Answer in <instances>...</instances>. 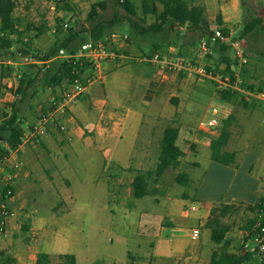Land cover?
I'll return each mask as SVG.
<instances>
[{
    "label": "crops",
    "instance_id": "0c3cea01",
    "mask_svg": "<svg viewBox=\"0 0 264 264\" xmlns=\"http://www.w3.org/2000/svg\"><path fill=\"white\" fill-rule=\"evenodd\" d=\"M221 1L233 7L237 3V0ZM220 17L222 27L230 33L236 13L223 6ZM177 35L182 40L176 47L158 37H147L143 47L133 40L122 48V54L143 57L159 53L186 63L197 61L198 52L191 49V38L182 32ZM218 51L215 46L213 52ZM9 65L11 75L0 80L3 87L0 107H6L7 114L15 102L13 92L18 82L14 75L21 72L16 69L17 64ZM180 76H157L145 62L122 60L116 66L104 65L103 79L89 86L73 106L64 132L51 125L39 145L21 146L16 156L5 163L1 176L2 180L8 177L12 180L15 193L8 205L17 217L0 237V249L15 246L17 234L28 230L31 240L28 246L16 249L15 254L8 251L17 264H30V260L35 264L40 253L50 259L72 255L75 264H125L131 254L138 256L139 264H208L211 254L220 248L211 242L210 231L205 227L211 209L221 204L254 206L264 199V175L254 177L256 171H264V142L241 153L231 152L235 154V164L223 166L210 159L208 135H193L173 123L169 127L179 130L175 144L184 154L179 163L190 164L191 170L183 176L182 184L177 183V178L171 182L164 180L163 174L156 177L153 169L156 164L148 160L152 156L148 146L152 131L163 124H172L175 117L185 121L183 111L191 118L189 96L193 91L189 79ZM64 83L52 93L63 89ZM168 93L175 98L173 105L163 101V95ZM47 99L48 95L40 92L32 102L33 110ZM176 99H181L178 105L174 104ZM34 120L31 117L29 124ZM255 123H247L245 131L255 130L262 142L264 127ZM29 126L22 127V132ZM185 142H189L187 146L194 145L191 159ZM1 149L6 152L4 156L11 152L5 145ZM246 158L251 162L242 170L240 166ZM200 159L208 160L205 171L214 165L218 174L221 167L231 173L234 193L229 198L227 194L216 198L199 195L203 176L199 178L194 170L202 169ZM17 161L21 167L14 169ZM140 172L147 174L148 190L153 193L135 199L131 184ZM196 182L197 188L185 191ZM190 201L195 203L196 211L184 216L183 209ZM43 207L46 211H41ZM119 220L122 230L116 223ZM104 230H110L109 234L111 230L120 232L114 233L110 246L100 237ZM193 230L199 231L197 240L191 239Z\"/></svg>",
    "mask_w": 264,
    "mask_h": 264
},
{
    "label": "rangeland",
    "instance_id": "374dc122",
    "mask_svg": "<svg viewBox=\"0 0 264 264\" xmlns=\"http://www.w3.org/2000/svg\"><path fill=\"white\" fill-rule=\"evenodd\" d=\"M49 1L50 0H14L15 9L13 12V19L15 20V25L17 27L16 30L21 34V37L19 39L12 37V51L18 52V55H16V59L13 63L17 64L16 69L20 71H22L24 66H26L25 58H30L33 56V52L38 55H43L56 40L66 36L71 31L77 33L79 36L77 45L83 44L85 41H87L90 37L89 32L93 24V22L88 19V15L92 6H94L96 9V21H109L114 15L122 18L127 16L124 8L122 7V3L125 0H59L62 3V6L56 9L52 16L48 15L47 3ZM126 1L133 4L135 8V16L130 17L134 22L143 28H148L150 25L154 24V16L144 17L142 15L141 7L144 0ZM154 1L157 2L158 7L161 8L158 3L159 0ZM187 1L190 2V5L200 6L204 9L208 25L210 26L209 30L211 32L217 27L216 19L217 16L220 15V11L223 6H229L230 9L236 13L237 19L230 26L232 31L229 33V41L227 45L229 47L227 52L229 66L233 72H238L243 76L246 86H251L254 89L264 86V32L255 30L244 40L239 39V34L242 30L243 24L250 16L261 19L264 24V0H237L236 6L234 7L230 4L226 6L228 2L223 3L221 0ZM101 3L104 4L103 7L98 6ZM64 24H67L68 27L64 28ZM181 32L187 37L191 38V49H193L194 53H197L199 39L202 37H200L198 33H191L186 29L180 30L177 27L174 30H171V32L168 31L157 34L147 32L143 36H135L130 28L129 23L127 21H123L121 23H117L113 29L107 30L104 32V34H127L131 42L136 40V42L142 47L145 45L144 42L148 40L147 37H158L161 40H164L170 45L176 47L182 40L179 39L177 35ZM207 38L209 37H204V39ZM235 44H237L238 49L242 51L246 63H240L236 57L235 49L233 47ZM216 45L218 46L219 44ZM215 46H213V48H215ZM21 51H26L29 53V55L25 56L20 53ZM193 56L194 55L191 53V60H193ZM9 63L10 62L4 58H0V80L4 76L11 75V66ZM201 63L205 65V69L211 77L203 78L192 73L189 75H178V77L181 75L180 79L183 78L182 75L189 79L188 85L191 86V91H193L189 96V104H191V108H189L191 112V118L188 117L189 115L187 116L184 114L183 111L182 114L185 116V121L179 120L175 117L172 124H163L157 128L156 131H152V139L148 145L149 150L152 152V156L149 157L148 160L150 163L153 162V165L158 164V152L162 130L173 125V123H176L174 125H176L178 128L180 127L182 131L192 133L196 136H201L203 134L198 133L196 128L199 123L208 121L212 117L211 113L213 109L217 110L218 112V119L220 121L221 128L224 122L231 119L229 127L230 141L225 148L227 152L238 151V153H241L248 147H255L256 145L264 142H260L261 139L256 137L255 130L252 129L250 132L245 131L247 123L256 122L255 124L257 127H264V123H261V120L264 118V112L260 106L257 104L251 106L244 104L240 100L239 95L223 101L220 98L219 89L216 90L217 83L215 80H222V78L226 77V65L222 61V54L220 52L214 53L212 49V53L204 58ZM1 88L3 87L0 82V89ZM172 100H175V98L170 97V93L163 95L164 102L172 104V102H174ZM180 100L181 99H176V103L174 104L178 105ZM185 100L186 99H183L184 102ZM39 105L40 104H38L34 110H27L26 117L23 115V128L30 125L29 121L31 117H35L36 109ZM7 106H9V104H7ZM4 110H6V107H0V119L5 114ZM186 126H188V128H186ZM257 127L254 125V129H257ZM215 136L216 135H208L207 137L212 140L215 138ZM188 144L189 142H185L186 146ZM187 148L188 157L191 159V155H193L195 151L194 145L187 146ZM200 160L202 163V169L194 170L195 174L199 178H202L203 176L202 185L199 189V195L203 197L216 198L219 195L227 194V198H229L234 193V186H230L231 181L232 183L234 182V180H232L231 173L221 167L222 171L218 174L213 170L214 168H217L214 167V165L211 166L212 168L209 167L205 171V169L208 167V160ZM250 162L251 160L246 158L244 163L240 166L243 168L242 170H245ZM190 167V164L182 163V161H180L176 168L167 169L163 173V178L164 180L171 182L175 178L178 179L179 177L186 175L189 170H191ZM153 169L155 172L156 166ZM263 173V170L256 171L254 173V177H262L264 175ZM189 175H191V172ZM198 185L199 182H196V184L191 188L190 184L189 187H186L185 191L191 192V190L194 187L197 188ZM191 203L195 205L194 202L190 201V205ZM246 206L249 205L240 204L238 207V213L234 214L231 218L225 219V222L229 224L231 228L230 232L225 237V240H227L229 244V252L246 254L250 252L249 250L254 248V244H251L249 241L244 239L246 237L245 233L243 232V228L248 220L256 216V213L249 211ZM42 209L43 210L41 211H46L47 208L43 207ZM116 223L119 229L122 230V220H119ZM76 224L77 222L74 221L73 226L75 227ZM106 225L110 227L109 223ZM109 231L106 230L104 233L100 232V237L103 238L104 242L110 246L109 240L114 238V233L119 234L120 232H114V230H111V234H109ZM29 242H31V240L30 237H28V230H21L15 238V246H5L4 249H0V254L4 258L9 256L12 260H14V264H17L13 258V254H15L14 251L18 248L21 249L23 247H27ZM246 244L248 246L247 248H245ZM116 248L119 249L120 247ZM218 250H220V248ZM8 251H11L13 254H10ZM102 252L103 250L101 249V253ZM137 257V255L131 254L127 258L125 264H139L140 260ZM29 262L32 264L31 260ZM57 262L58 257L55 256L51 258V264H56Z\"/></svg>",
    "mask_w": 264,
    "mask_h": 264
},
{
    "label": "trees",
    "instance_id": "16d2710c",
    "mask_svg": "<svg viewBox=\"0 0 264 264\" xmlns=\"http://www.w3.org/2000/svg\"><path fill=\"white\" fill-rule=\"evenodd\" d=\"M144 0L142 2L141 12L144 17L154 16L155 22L148 28H143L134 22L130 17L135 16V8L133 4L128 1L122 3L127 16L122 18L114 15L109 21H96V9L91 7L88 19L93 22L90 37L91 40H99L106 36L104 32L111 30L117 23L127 21L135 36H143L147 32L153 34L161 32H171L177 28H185L187 31L198 33L202 38L213 36V32L209 30L208 21L205 16L204 9L200 6L190 5L187 0ZM103 3L98 6L103 7ZM15 9L14 0H0V58H4L9 62H14L18 52L12 51L13 40L12 37L19 39L21 34L15 28V20L13 19V12ZM216 25L219 27L220 34L228 38L229 32L222 27L220 15L217 16ZM255 30L264 32V24L261 19L249 17L243 24L242 30L239 34V39L244 40ZM201 38V39H202ZM79 36L75 32H69L66 36L56 40L54 44L43 54L38 55L33 52L31 58L35 59L39 64H29L24 66L20 72V79L17 87L13 92L15 102L10 107V112L2 116L0 122V162L2 157L6 154L2 150V146H7L9 150H15L21 143L22 126L24 125L23 115L27 110H33L32 102L36 99L38 94L44 89L48 88L52 91L60 87L61 83L69 77L71 65L65 61L57 59L59 50H63L67 54H74L78 51L80 45L78 44ZM200 40V39H199ZM218 52L222 54V61L226 65L225 76L233 78L236 72H233L229 66L227 52L229 47L226 44L218 42ZM25 56L29 53L21 51ZM242 87L247 90H253L251 86H246L243 76ZM264 88V86L258 87ZM236 94L224 92L220 94V98L225 101L228 98L236 97ZM230 121L223 123L220 133L213 138L209 144L211 161L221 164L223 166H231L235 164V154L226 151V146L230 141ZM179 130L174 127H168L164 130L159 146L158 164L156 165V177L161 176L167 169L176 168L179 160L184 157L183 152L176 146ZM147 174L138 173L131 184L132 196L135 199H141L149 196L153 192H149L148 184L146 183ZM184 177L177 179L178 184H182ZM264 199L254 206H246V208L256 213L254 218H251L244 225L243 232L246 241H250L257 234H260V229H264V211L258 217V212L264 210ZM242 205V204H241ZM240 204L232 205H217L210 211L209 218L205 227L210 231V240L213 244L220 246V250L214 251L211 254L208 264H264V259L258 252V246H255L254 253L238 254L228 251L229 244L225 240L226 235L230 232L229 224L225 219L231 218L238 213ZM259 224L256 228V225ZM6 256V255H5ZM9 256L6 258L0 254V264H14ZM35 264H51V259L46 254H37ZM56 264H75V258L72 255L58 256Z\"/></svg>",
    "mask_w": 264,
    "mask_h": 264
},
{
    "label": "built area",
    "instance_id": "2783aa9c",
    "mask_svg": "<svg viewBox=\"0 0 264 264\" xmlns=\"http://www.w3.org/2000/svg\"><path fill=\"white\" fill-rule=\"evenodd\" d=\"M62 3L59 0H50L47 3L48 15L52 16L56 9L60 8ZM64 28L68 25L64 24ZM15 28H17L15 26ZM229 37H223L219 30L213 32V36L207 39H200L198 43L197 61L186 63L179 59L163 57L159 53H152L148 56L135 57L122 54V48L131 43L127 34H109L99 40H89L79 47L76 53L67 54L63 50H59L57 59L65 61L71 65L69 77L65 79L64 87L56 93L48 91L46 88L42 91L44 95H48V99L41 103L35 115L33 123L26 128V132L22 133L21 143L15 150L7 156L2 157L0 162V237L7 233L9 222L17 217V213L9 208V202L14 198V188L11 178L2 180V171L5 163L10 160L11 156H16L19 148L23 145H39L43 138L47 135L49 127L56 125L60 132L65 131V122L71 119V110L78 102L79 98L86 92L87 88L103 79V68L106 64L118 65V62L127 60L130 62H145L152 67L157 76H178L182 73H192L199 77L209 78L210 74L205 69V65L200 62L212 53L213 46L216 44L228 45ZM235 55L240 63H246L242 51L238 49V45H233ZM25 64H39L33 58H25ZM20 74L14 75V80L18 82ZM214 80V79H213ZM217 83L216 90L219 93L228 92L230 94L239 95L240 100L246 105L257 104L264 112V88L247 90L242 87V79L240 74L236 72L231 77H224L222 80H215ZM212 117L208 121L199 123L196 128L198 133L206 135H218L221 130L220 121L218 119L217 110H212ZM264 123V119L261 121ZM14 169L21 167L20 162L13 165ZM3 181V182H2ZM264 207V203H263ZM196 211L194 204L183 209V215L187 216L191 212ZM261 210L258 212V217L261 216ZM259 224L256 225V228ZM199 231L193 230L191 234L192 240H197ZM264 229H260V234H257L249 242L258 246V252L261 258L264 259ZM247 244L245 248H247ZM254 248L249 250V253H254Z\"/></svg>",
    "mask_w": 264,
    "mask_h": 264
}]
</instances>
